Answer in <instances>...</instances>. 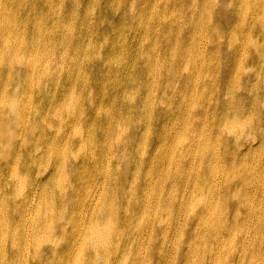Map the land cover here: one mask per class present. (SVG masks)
<instances>
[{"label":"rangeland","instance_id":"obj_1","mask_svg":"<svg viewBox=\"0 0 264 264\" xmlns=\"http://www.w3.org/2000/svg\"><path fill=\"white\" fill-rule=\"evenodd\" d=\"M0 264H264V0H0Z\"/></svg>","mask_w":264,"mask_h":264},{"label":"bare ground","instance_id":"obj_2","mask_svg":"<svg viewBox=\"0 0 264 264\" xmlns=\"http://www.w3.org/2000/svg\"><path fill=\"white\" fill-rule=\"evenodd\" d=\"M96 231L98 232V235H99L98 237L101 238L100 241H102L106 237V235L102 231H100V229H98ZM98 237H97V239H98Z\"/></svg>","mask_w":264,"mask_h":264}]
</instances>
